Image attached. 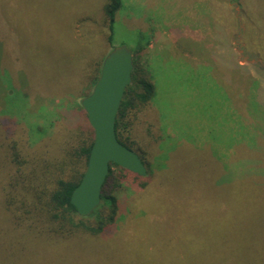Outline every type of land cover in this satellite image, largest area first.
Here are the masks:
<instances>
[{
	"label": "rangeland",
	"instance_id": "rangeland-1",
	"mask_svg": "<svg viewBox=\"0 0 264 264\" xmlns=\"http://www.w3.org/2000/svg\"><path fill=\"white\" fill-rule=\"evenodd\" d=\"M103 2L0 0V133L21 137L20 116L63 104L52 93H88L94 61L147 31L155 93L130 133L158 174L123 181L105 235L31 238L0 210V264H264V0H244L250 19L240 0H123L110 43Z\"/></svg>",
	"mask_w": 264,
	"mask_h": 264
},
{
	"label": "trees",
	"instance_id": "trees-1",
	"mask_svg": "<svg viewBox=\"0 0 264 264\" xmlns=\"http://www.w3.org/2000/svg\"><path fill=\"white\" fill-rule=\"evenodd\" d=\"M103 1L104 39L110 43L115 13L122 7L123 0ZM240 1L245 4L244 0ZM241 9L243 14L247 15L246 4L242 5ZM1 25L0 49L3 51V57L9 58L7 37L4 34V31L9 30ZM137 35V42L131 49V78L120 99L114 131L120 143L137 153L146 173L139 175L110 162L101 185L98 205L85 216L77 214L69 202V195L83 173L92 142V130L80 101L73 98L79 94L86 95L88 90L85 91L84 87L83 90H77L68 96L52 93L64 100L62 106L57 104L53 107L55 110L61 108L58 117H55L53 108L49 110L46 106H41L38 110L28 111L29 117L26 120L21 116L17 118L25 124L24 132L21 131L23 138L0 133V152L3 154L0 160L3 169V178L0 181V210L12 230L18 231V234L25 232L31 238L40 237L48 241L55 237H95L113 232L118 226L120 216L124 214L119 213L118 208L119 191L123 181L127 180L140 188H146L150 184L146 178L150 176L151 179H156L158 173L155 169H149L153 164V156H147L130 133L136 113L146 106H151L155 93L153 74L149 69L151 61L147 63L148 59L143 55V50L149 43L150 33L138 32ZM181 43L182 41L176 39L175 47L180 49L179 51L187 49L185 43ZM169 46L162 52L167 51ZM101 61L99 58L94 61L88 86H92L97 79ZM19 71L21 70H8L10 78ZM12 85L11 88L17 90ZM20 85L22 89L25 84ZM20 96L23 101H28L30 95L28 90L24 89ZM37 117L42 118L41 122L36 121ZM31 118L33 120H30ZM152 145L148 150L151 155L157 148L154 143Z\"/></svg>",
	"mask_w": 264,
	"mask_h": 264
},
{
	"label": "water",
	"instance_id": "water-1",
	"mask_svg": "<svg viewBox=\"0 0 264 264\" xmlns=\"http://www.w3.org/2000/svg\"><path fill=\"white\" fill-rule=\"evenodd\" d=\"M132 52L124 44L112 47L102 58L98 77L91 90L80 98L92 130V142L78 183L69 195L77 214H89L99 203L100 189L113 162L139 175L145 166L135 151L120 143L114 121L125 86L130 82Z\"/></svg>",
	"mask_w": 264,
	"mask_h": 264
}]
</instances>
